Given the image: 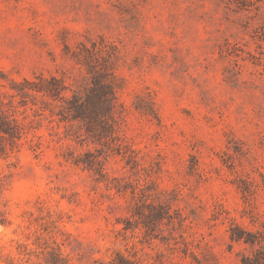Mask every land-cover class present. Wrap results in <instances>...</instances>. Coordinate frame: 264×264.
Returning <instances> with one entry per match:
<instances>
[{
	"label": "rangeland",
	"instance_id": "1",
	"mask_svg": "<svg viewBox=\"0 0 264 264\" xmlns=\"http://www.w3.org/2000/svg\"><path fill=\"white\" fill-rule=\"evenodd\" d=\"M264 258V0H0V264Z\"/></svg>",
	"mask_w": 264,
	"mask_h": 264
},
{
	"label": "trees",
	"instance_id": "2",
	"mask_svg": "<svg viewBox=\"0 0 264 264\" xmlns=\"http://www.w3.org/2000/svg\"><path fill=\"white\" fill-rule=\"evenodd\" d=\"M257 264H264V258L260 260V258H257Z\"/></svg>",
	"mask_w": 264,
	"mask_h": 264
}]
</instances>
